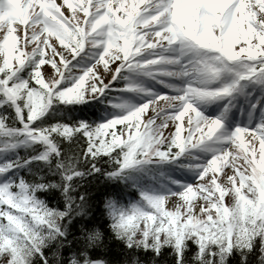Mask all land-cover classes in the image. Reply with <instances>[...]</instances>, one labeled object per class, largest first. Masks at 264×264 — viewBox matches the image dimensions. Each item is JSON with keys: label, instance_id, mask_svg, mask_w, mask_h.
Here are the masks:
<instances>
[{"label": "snow or ice", "instance_id": "obj_1", "mask_svg": "<svg viewBox=\"0 0 264 264\" xmlns=\"http://www.w3.org/2000/svg\"><path fill=\"white\" fill-rule=\"evenodd\" d=\"M0 264H264V0H0Z\"/></svg>", "mask_w": 264, "mask_h": 264}, {"label": "trees", "instance_id": "obj_2", "mask_svg": "<svg viewBox=\"0 0 264 264\" xmlns=\"http://www.w3.org/2000/svg\"><path fill=\"white\" fill-rule=\"evenodd\" d=\"M72 108H74L75 111H72L71 110ZM95 109H97V106L94 103H89L86 105L74 103L73 105L69 107V109H64L63 105H61L58 111L62 112L63 115H58L56 119H67L68 116H71L72 119L75 120V119L82 118L85 115H89L88 119H93V114H94L93 110ZM45 118L48 119V117H45ZM100 187L103 188L105 187V185L100 184ZM108 187L115 188L119 191H122L124 189L123 184H120V183H110ZM44 198L47 199L48 197L45 196Z\"/></svg>", "mask_w": 264, "mask_h": 264}, {"label": "rangeland", "instance_id": "obj_3", "mask_svg": "<svg viewBox=\"0 0 264 264\" xmlns=\"http://www.w3.org/2000/svg\"><path fill=\"white\" fill-rule=\"evenodd\" d=\"M58 2H59V0H58ZM48 67H50V66L46 65L44 70L47 71ZM150 83H151V86H155L156 87L154 82L150 81ZM160 89L162 91H167L166 89H162V88H160ZM160 89H158V90H160ZM129 97L135 103H142V101H140L139 99H136L135 97H133L132 94ZM104 114H106L107 118L109 117V114L107 113V111H104ZM206 115H208V114H206ZM186 134L187 133L185 132L183 135H186ZM166 173H167V175H173V176H175L178 179L181 178V171L169 170ZM183 176H184V178L186 179V181L188 183H192L195 180V177L190 175V174L184 173ZM156 177H157V180L159 181V183H154V182L149 181L148 185L151 184L152 187L159 189L162 185L167 183V181L165 179L166 177L164 175H160L159 174V175H156Z\"/></svg>", "mask_w": 264, "mask_h": 264}]
</instances>
